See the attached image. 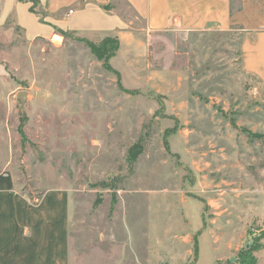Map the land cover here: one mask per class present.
<instances>
[{"label":"rangeland","instance_id":"1","mask_svg":"<svg viewBox=\"0 0 264 264\" xmlns=\"http://www.w3.org/2000/svg\"><path fill=\"white\" fill-rule=\"evenodd\" d=\"M135 27L0 28V173L32 200L70 191V264H264V83L241 30Z\"/></svg>","mask_w":264,"mask_h":264},{"label":"crops","instance_id":"2","mask_svg":"<svg viewBox=\"0 0 264 264\" xmlns=\"http://www.w3.org/2000/svg\"><path fill=\"white\" fill-rule=\"evenodd\" d=\"M138 22L150 32L239 28L241 69L264 83V0H0V28L28 41H60L64 31L123 42ZM70 209L68 189L32 200L1 172L0 264H70Z\"/></svg>","mask_w":264,"mask_h":264},{"label":"trees","instance_id":"3","mask_svg":"<svg viewBox=\"0 0 264 264\" xmlns=\"http://www.w3.org/2000/svg\"><path fill=\"white\" fill-rule=\"evenodd\" d=\"M33 1H36V0H33ZM62 34L67 36V35H70L71 33H67V32L62 31ZM111 41L113 43H109V41H106L101 46H99V48H94V50L97 53H99L100 57H102L105 54L113 55L115 53V51L118 49L119 43L116 40H115V42L113 40H111ZM143 151H144V143L141 139L140 141L136 142L135 144H133L130 147V149L128 151V156H127L129 163L134 164L137 161V159L139 158V156L143 153ZM242 264H255V260H254L253 256L246 255V256H244V258L242 260Z\"/></svg>","mask_w":264,"mask_h":264},{"label":"water","instance_id":"4","mask_svg":"<svg viewBox=\"0 0 264 264\" xmlns=\"http://www.w3.org/2000/svg\"><path fill=\"white\" fill-rule=\"evenodd\" d=\"M25 96H26V92L21 93V98L23 101L25 100ZM232 261H234V260H232Z\"/></svg>","mask_w":264,"mask_h":264},{"label":"built area","instance_id":"5","mask_svg":"<svg viewBox=\"0 0 264 264\" xmlns=\"http://www.w3.org/2000/svg\"><path fill=\"white\" fill-rule=\"evenodd\" d=\"M72 12V11H71Z\"/></svg>","mask_w":264,"mask_h":264}]
</instances>
